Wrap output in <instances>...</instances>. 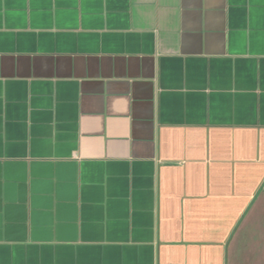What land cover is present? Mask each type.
I'll list each match as a JSON object with an SVG mask.
<instances>
[{"label":"crops","instance_id":"1","mask_svg":"<svg viewBox=\"0 0 264 264\" xmlns=\"http://www.w3.org/2000/svg\"><path fill=\"white\" fill-rule=\"evenodd\" d=\"M0 264H264V0H0Z\"/></svg>","mask_w":264,"mask_h":264}]
</instances>
